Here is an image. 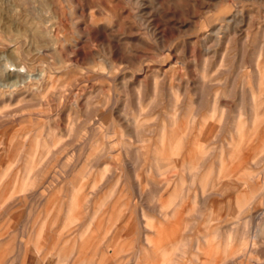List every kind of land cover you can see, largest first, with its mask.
Returning <instances> with one entry per match:
<instances>
[{
    "label": "rangeland",
    "instance_id": "374dc122",
    "mask_svg": "<svg viewBox=\"0 0 264 264\" xmlns=\"http://www.w3.org/2000/svg\"><path fill=\"white\" fill-rule=\"evenodd\" d=\"M224 14L237 17L232 31ZM261 24L264 0H0V264H264V237L253 257H232L264 223V148L232 162L253 181L207 191L206 204L181 167L193 148L177 156L162 142L193 105L217 179L221 150L240 138L237 119L250 125ZM261 99L264 114V88Z\"/></svg>",
    "mask_w": 264,
    "mask_h": 264
},
{
    "label": "bare ground",
    "instance_id": "6f19581e",
    "mask_svg": "<svg viewBox=\"0 0 264 264\" xmlns=\"http://www.w3.org/2000/svg\"><path fill=\"white\" fill-rule=\"evenodd\" d=\"M137 2V1H136ZM145 3V2H144ZM126 8V7H125ZM238 12H240V11H238ZM237 12V13H238ZM92 14V13H91ZM233 14H235V13H233ZM225 15V14H224ZM242 15V14H241ZM143 16H144V14H143ZM90 17H91V15H90ZM94 17V16H93ZM141 17V16H140ZM223 17V19H224V16H222ZM225 17H226V15H225ZM237 18L235 15H233V18L231 19V18H225V22H226V26H227V28L230 30V22H232V21H234L233 19H235V18ZM240 17V16H239ZM221 18V17H220ZM218 19V18H217ZM94 20V19H93ZM96 20V19H95ZM98 20V19H97ZM238 20V19H237ZM99 21V20H98ZM113 21V20H112ZM212 21L214 22V20L212 19ZM223 21V20H222ZM235 22H237V21H235ZM239 22V21H238ZM237 22V23H238ZM100 23V22H99ZM223 24V23H222ZM236 24V23H235ZM223 25H225V24H223ZM262 25V24H261ZM264 25V24H263ZM262 25V26H263ZM236 26H237V24H236ZM261 26V27H262ZM126 27V26H125ZM232 27V26H231ZM233 27H234V25H233ZM129 28H131V27H129ZM210 28V27H209ZM220 28V27H219ZM214 30V29H213ZM219 30V29H218ZM221 30V29H220ZM236 30V29H235ZM230 31H232V30H230ZM130 32H131V30H130ZM213 32H215V31H212V33ZM219 32V31H218ZM235 32V31H234ZM228 33V31L226 32V34ZM230 33V32H229ZM228 33V34H229ZM214 34V33H213ZM126 36V35H125ZM233 36V35H232ZM211 37V39H212V36H210ZM209 38V37H208ZM216 38V37H215ZM210 39V38H209ZM214 39V38H213ZM230 39V38H229ZM244 39V38H243ZM220 40V39H219ZM219 40H217V41H219ZM214 41V40H213ZM221 41H222V39H221ZM220 42V41H219ZM204 43V42H203ZM206 44V43H205ZM233 46V45H232ZM152 49V48H151ZM211 49V48H210ZM169 50V49H168ZM206 53L207 52H211V51H205ZM262 52V51H261ZM166 55H167V53H166ZM240 56V55H239ZM230 59V58H229ZM233 59H234V57H233ZM261 59H262V57H261ZM258 60V59H257ZM188 61V60H187ZM214 61V60H213ZM133 62V61H132ZM207 62V61H206ZM232 62V61H231ZM258 62V61H257ZM213 64V63H212ZM260 64V63H259ZM258 65V64H257ZM217 66V65H216ZM109 67H111V66H109ZM108 67V68H109ZM256 67V66H255ZM106 68V67H105ZM111 68H113V66L111 67ZM220 68V67H219ZM259 68V67H258ZM105 70V69H104ZM207 70V69H206ZM264 70V69H263ZM214 71V70H213ZM257 71V70H256ZM205 72V71H204ZM261 72V71H260ZM258 73V72H257ZM259 76V75H258ZM263 76H264V74H263V72H261L260 73V79H259V81H257L258 82V92L256 93H252V96H251V98H250V96H249V98L251 99V103H252V105L254 106L253 108H252V116H251V121H250V125L246 128V126H245V124H247L246 123V121H242V120H238L237 119V124H236V132L239 134V140L238 141H234L233 142V144H232V147H231V149H230V151L226 154V153H224V148L221 150V154H220V156H219V158H220V168H219V171H218V174H217V176H216V178L217 179H210V175H211V173H212V170H211V166H212V163L213 162H211L210 163V161H211V157L210 156H208V154L207 153H209L207 150H208V148H205V147H203V148H200V139H199V135H201L202 133H203V131H202V128H201V126H200V124H199V112H198V109H195L194 108V106L193 105H189V103L187 104V106H186V108H185V110H184V117L186 118V121H187V123H186V127L184 128V129H182V130H180V129H177V130H173L172 132H166L165 131V129L163 130V132H162V142H164V141H166L168 144H169V146L171 147V149H173V151H175L176 152V155L177 156H180L183 152H184V150H189L190 148H193V150H194V154H192V155H186L185 156V154L183 155L182 154V156L180 157V161L182 162V164L184 165V167L183 166H181L182 168H184V170H186L187 172H190V182H191V185H194V184H196V183H199V188L201 189V191H202V200L206 203V201L208 200L207 199V194H205L207 191H209L210 193L211 192H215V191H217V189L218 188H221V187H223V189L224 188H226V187H228V186H230L231 185V182L233 183V180L234 179H239L241 182H243V183H247L248 181H250V180H252L253 181V178H255V176H256V174L253 172V171H248V170H246V169H244L242 166H239L238 167V169H237V171H236V173L234 172L235 170L234 169H232V162L236 159V158H238L241 154H242V152L244 151V150H246V149H249L248 150V152H247V155H248V153L250 152V151H253V150H258V149H261V148H264V114H262L261 113V111H260V108H261V104H262V94H263V83H264V79H263ZM92 77V76H91ZM201 77H204V76H201ZM207 78V77H206ZM205 78V79H206ZM198 79H200V78H198ZM117 80V79H116ZM84 82V81H83ZM206 84L207 83H205V86H206ZM209 84V83H208ZM207 84V85H208ZM120 87V86H119ZM205 88V87H204ZM212 88H213V86H212ZM210 89V88H209ZM205 90V89H204ZM171 91V90H170ZM251 91V90H250ZM252 91H254V89L252 90ZM256 91V90H255ZM152 92V91H151ZM154 93V92H153ZM167 94V93H166ZM178 94V93H177ZM177 94H175V95H177ZM243 94V93H242ZM218 95V94H217ZM217 95H215V96H217ZM245 95V94H244ZM31 96V95H30ZM139 96V95H138ZM219 96V95H218ZM181 97V96H180ZM176 100H178V98L179 97H177V96H175L174 97ZM58 99V98H57ZM152 99V98H151ZM180 99H182V98H180ZM237 99V98H236ZM186 100V99H185ZM53 102V101H52ZM213 102V101H212ZM215 102H216V100H215ZM28 104V103H27ZM214 104V103H213ZM139 105V104H138ZM218 105V104H217ZM251 105V104H250ZM65 106V105H64ZM201 106V105H200ZM56 107V106H55ZM62 107V106H61ZM195 107H197V106H195ZM211 107V106H210ZM184 108V107H183ZM221 108V107H220ZM57 109V108H56ZM180 109H182L181 107H180ZM200 109H201V107H200ZM246 109V108H245ZM218 110H217V107H216V104H214V114L217 112ZM211 113V112H210ZM100 114V113H99ZM218 114V113H217ZM221 114V113H220ZM247 114V113H246ZM26 115V114H25ZM143 115V114H142ZM176 115V114H175ZM183 115V114H182ZM24 116V115H23ZM245 116V115H244ZM55 117V116H54ZM120 117V116H119ZM236 117H237V115H236ZM235 117V118H236ZM243 117V116H242ZM241 117V118H242ZM18 118V117H17ZM47 118V117H46ZM184 118V119H185ZM20 119V118H19ZM109 119V118H108ZM173 119V118H172ZM177 119V118H176ZM175 119V120H176ZM181 119H182V117H181ZM210 119V118H209ZM220 120L223 122V120L220 118ZM130 121H131V119H130ZM135 121V120H134ZM138 121H139V119H138ZM180 121H178L177 123H179ZM234 122V121H233ZM132 124H133V122H131ZM184 123V122H183ZM96 124V123H95ZM152 124V123H151ZM175 124H176V122H175ZM182 124V123H181ZM235 124V123H234ZM134 125V124H133ZM139 125V124H138ZM178 125V124H177ZM217 125V124H216ZM113 126V125H112ZM161 126V125H160ZM219 126H220V124H219ZM72 127V126H71ZM138 127V126H137ZM142 127H143V125H142ZM147 127V126H146ZM172 127H174V126H172ZM225 127V126H224ZM73 128V127H72ZM135 128V127H134ZM144 129H145V127H143ZM170 129H172L171 127H169ZM182 128V127H181ZM94 129V128H93ZM136 129V128H135ZM56 130V129H55ZM228 130V129H227ZM135 131H137V130H135ZM170 131V130H169ZM112 132V131H111ZM138 132V131H137ZM209 132V131H208ZM231 132V131H230ZM70 133V132H69ZM115 134V133H114ZM141 134V133H140ZM140 134H139V136H140ZM165 134H169V135H171L170 136V138H169V141H167L166 139V137H165ZM67 135V134H66ZM69 135H71V134H69ZM136 135H137V133H136ZM222 135V134H221ZM260 135H261V138H260ZM39 136V135H38ZM142 136V135H141ZM210 136H211V134H210ZM156 137V136H155ZM168 137V136H167ZM213 137V136H212ZM212 137H210L211 139H212ZM257 137H259L260 138V144H259V146H258V148H248L249 147V144L251 143V142H253V140L255 139V138H257ZM68 138H69V136H68ZM137 138V137H136ZM158 138V137H157ZM51 139V138H50ZM72 139V138H71ZM138 139V138H137ZM136 139V140H137ZM210 139V140H211ZM47 140V139H46ZM144 140H145V138H144ZM147 140V139H146ZM259 140V139H258ZM257 140V141H258ZM36 141H38V140H36ZM52 141V140H51ZM119 141V140H118ZM118 141H116V142H118ZM126 141V140H125ZM223 141V140H222ZM45 142H47V141H45ZM137 142V141H136ZM155 142V141H154ZM209 142V141H208ZM211 142V141H210ZM37 143V142H36ZM49 143V142H48ZM109 143H110V140H109ZM115 143V142H114ZM127 143H128V141H127ZM46 144V143H45ZM60 145H61V143H59ZM105 144H107V143H105ZM112 144V143H111ZM201 144H204L203 142L201 143ZM113 145H116V144H113ZM166 145V144H165ZM205 145V144H204ZM256 145H257V143H256ZM47 146L49 147V146H51V145H49V144H47ZM111 145H109V147H110ZM118 146V145H117ZM130 146V145H129ZM139 146V145H138ZM141 146V145H140ZM144 146V145H143ZM154 146V145H153ZM253 146V145H252ZM46 147V146H45ZM53 147V148H52ZM51 148L52 149H54V146H52ZM59 146H57V148H58ZM115 147V146H114ZM155 147V146H154ZM9 148V147H8ZM211 148V147H210ZM46 149H47V147H46ZM59 149H61V148H59ZM110 149H111V147H110ZM115 149H116V147H115ZM115 149H112V150H115ZM121 149H123V148H121ZM144 149V148H143ZM36 149H34V148H32L31 149V151H33V154H34V151H35ZM63 150V149H62ZM264 150V149H263ZM37 151V150H36ZM94 151V150H93ZM260 151V150H259ZM262 151V150H261ZM103 152V151H102ZM101 152V153H102ZM135 152V151H134ZM254 152V151H253ZM264 152V151H263ZM30 153V152H29ZM42 153H43V151H42ZM49 153V152H48ZM51 153V152H50ZM106 153V152H105ZM122 153V152H121ZM123 153H124V151H123ZM129 153H131L130 152V150H129ZM33 154H31V155H33ZM98 154H99V152H98ZM216 154V153H215ZM260 154V153H259ZM258 154V155H259ZM39 155V154H38ZM51 154H49V156H50ZM124 155V154H123ZM254 155H256V153L254 154ZM263 155V154H262ZM30 156V155H29ZM34 156V155H33ZM43 156V155H42ZM108 156V155H107ZM147 156V155H146ZM158 156V155H157ZM108 157H110V156H108ZM216 157V156H215ZM228 158L229 159V161H228V163H226V161H225V158ZM245 157H247V156H245ZM256 157V156H255ZM104 158H107L106 157V154H105V157ZM116 158V157H115ZM153 158V157H152ZM241 158V157H240ZM30 159V158H29ZM94 159V158H93ZM97 159V158H96ZM98 159H99V157H98ZM109 159V158H108ZM127 159H129V158H127ZM126 159V160H127ZM155 159V158H154ZM213 159V158H212ZM255 159V158H254ZM258 159V156H257V158H256V161H258L257 160ZM31 160V159H30ZM103 160V159H102ZM101 160V161H102ZM132 160V159H131ZM136 160V159H135ZM146 160V159H145ZM151 160V159H150ZM218 160V159H217ZM216 160V161H217ZM252 160V159H251ZM250 160V161H251ZM93 161V160H92ZM108 161V160H107ZM114 161V160H113ZM116 161V160H115ZM33 162V161H32ZM99 162V161H98ZM146 162V161H145ZM252 162H255L254 160L252 161ZM94 163V162H93ZM126 163V162H125ZM154 163V162H153ZM218 163V162H217ZM98 164V163H97ZM117 164V163H116ZM145 164V163H144ZM156 164V163H155ZM155 164H154V166H155ZM159 164V163H158ZM219 164V163H218ZM264 164V163H263ZM99 165V164H98ZM119 165V164H118ZM124 165H126V164H124ZM124 165H121L122 167L124 166ZM157 165V164H156ZM176 165V164H175ZM243 165V164H242ZM30 166V165H29ZM71 166V165H70ZM120 166V165H119ZM118 166V167H119ZM100 167V166H99ZM121 167V168H122ZM168 163H165V162H163V163H161L160 165H158V167H157V170H158V172L161 174L162 172H164L163 170H166V169H168ZM177 167V166H176ZM180 167V168H181ZM101 168V167H100ZM124 168H126V167H124ZM123 168V169H124ZM141 168V167H140ZM173 168V167H172ZM75 169V168H74ZM152 169V168H151ZM170 169H171V166H170ZM177 169V168H176ZM179 169V168H178ZM177 169V170H178ZM244 169V170H243ZM172 171L174 170V169H171ZM171 170H169V172H172ZM93 171V170H92ZM99 171H100V169H99ZM138 171V170H137ZM145 171V170H144ZM213 171H214V169H213ZM260 171V170H259ZM117 172V171H116ZM16 173V172H15ZM113 173V172H112ZM111 173V174H112ZM118 173V172H117ZM122 173V172H121ZM120 173V174H121ZM149 173V172H148ZM156 174H157V172H155ZM185 173V172H184ZM95 174V173H94ZM261 174V173H260ZM259 174V175H260ZM113 175H116V173L115 174H113ZM146 175V174H145ZM216 175V174H215ZM263 175V174H262ZM97 176V175H96ZM126 176V175H125ZM14 177V176H13ZM91 177V176H90ZM122 177H124L123 175H122ZM138 177H140V176H138ZM137 177V178H138ZM142 177V176H141ZM140 177V178H141ZM77 178V177H76ZM94 178H95V175H94ZM10 180V179H9ZM96 180V179H95ZM108 181H109V179H107ZM118 180V179H117ZM120 180V179H119ZM118 180V181H119ZM129 180V179H128ZM187 180V179H186ZM125 181V180H124ZM141 181V180H140ZM96 182V181H95ZM163 182V181H162ZM187 182V181H186ZM97 183V182H96ZM103 183V182H102ZM143 183V182H142ZM141 183V184H142ZM262 183V182H261ZM101 184V183H100ZM127 184V183H126ZM160 184H161V182H160ZM249 184H251V183H249ZM263 184V183H262ZM99 185V184H98ZM97 185V186H98ZM104 185V184H103ZM134 185V184H133ZM139 185V184H138ZM150 185H151V183H150ZM186 185V184H185ZM257 185V184H256ZM77 187H78V185H76ZM143 186V185H142ZM155 186V185H154ZM169 186H171V184H169ZM179 186V185H178ZM240 186V185H239ZM244 186H246V185H244ZM264 186V185H263ZM75 187V186H74ZM136 187H138V186H136ZM145 187H146V185H145ZM151 187H153V186H151ZM166 187V186H165ZM236 187V186H235ZM253 187V186H252ZM176 188V187H175ZM257 188H259V187H257ZM263 188V187H262ZM123 189V188H122ZM145 189V188H144ZM146 189H148V188H146ZM144 190V191H146L147 192V190ZM166 189H167V187H166ZM174 189V188H173ZM177 189H178V187H177ZM199 189V190H200ZM229 189V188H228ZM227 189V190H228ZM236 189V188H235ZM260 189V188H259ZM258 189V190H259ZM7 190V189H6ZM79 190V189H78ZM141 190V189H140ZM163 190V189H162ZM172 190V189H171ZM190 190V189H189ZM220 190V189H219ZM246 190V189H245ZM244 190V192L242 193L243 195L241 196V199L240 200H238L237 201V203H236V213L235 214H237V215H241L242 213H244L246 210H248L247 208L249 207V204H250V202H249V200L254 196V189L250 192V193H245L246 191ZM160 191V190H159ZM180 191V190H179ZM188 191V190H187ZM78 192V191H77ZM127 192V191H126ZM141 192H143L142 190H141ZM166 192V191H165ZM260 192V191H259ZM144 193V192H143ZM218 193V192H217ZM258 193V192H257ZM13 194V193H12ZM125 194V193H124ZM159 194V193H158ZM2 195V194H1ZM75 195V194H74ZM147 195V194H146ZM180 195V194H179ZM196 195V194H195ZM201 195V194H200ZM217 195V194H216ZM140 196V195H139ZM143 196H145V194H143ZM142 196V197H143ZM159 196V195H158ZM157 196V198H159ZM170 196V195H169ZM213 196V195H212ZM261 196H263L264 197V195H261ZM141 197V198H142ZM185 197V195L183 194V196H182V198H184ZM200 197V196H199ZM138 198V197H137ZM150 198H152V197H150ZM187 198V197H186ZM201 198V197H200ZM255 198V197H254ZM7 199H9V198H7ZM153 199H155V197L153 198ZM163 199V198H162ZM169 199H170V197H169ZM168 199V200H169ZM188 199V198H187ZM227 199V198H226ZM144 200V199H143ZM142 200V201H143ZM192 200V199H191ZM201 200V201H202ZM139 201V200H138ZM145 201H147V200H145ZM157 201H160V199L158 200L157 199ZM196 201V200H195ZM202 201V202H203ZM251 201V200H250ZM264 201V200H263ZM175 202V201H174ZM177 202V201H176ZM181 202V201H180ZM6 203H8V201L6 202ZM5 203V204H6ZM161 203V202H160ZM186 203V202H185ZM229 203H230V201H229ZM1 204V203H0ZM75 204V203H74ZM173 204V203H172ZM179 204H181V203H179ZM207 204V203H206ZM214 204V203H213ZM260 204H262V203H260ZM145 205V204H144ZM174 205V204H173ZM199 205V204H198ZM209 205V204H208ZM263 205V204H262ZM167 206V205H166ZM201 206V205H200ZM4 207V206H3ZM159 207V206H158ZM164 207V206H163ZM194 207H195V205H194ZM208 207V206H207ZM262 207V206H261ZM264 207V206H263ZM262 207V208H263ZM18 208V207H17ZM166 208V207H165ZM188 208V207H187ZM197 208V207H196ZM235 208V207H234ZM143 209V208H142ZM195 209V208H194ZM198 209V208H197ZM201 209V208H200ZM53 210V209H52ZM140 210V209H139ZM160 209H158V211H159ZM191 210V209H190ZM133 211H135V210H133ZM168 211V210H167ZM180 212H181V209L179 210ZM179 211H178V213H179ZM200 211V210H199ZM208 211V210H207ZM217 211V210H216ZM127 212V211H126ZM164 212V211H163ZM186 212H187V210H186ZM202 212V211H201ZM210 212V211H209ZM260 212V211H259ZM118 213V212H117ZM162 213V212H161ZM176 212H174V214H175ZM203 213V212H202ZM246 213H249V212H246ZM138 214H139V212H138ZM162 214H164V213H162ZM180 214V213H179ZM188 214V213H187ZM228 214V213H227ZM259 214V213H258ZM257 214V215H258ZM121 215V214H120ZM159 215V214H158ZM203 215V214H202ZM249 215H250V213H249ZM71 216V215H70ZM154 216V215H153ZM160 216V215H159ZM165 216H166V214H165ZM205 216V215H204ZM245 216V215H244ZM253 216H254V214H253ZM263 215H261V217H262ZM120 217V216H119ZM118 217V218H119ZM142 217V216H141ZM200 217V216H199ZM246 217V216H245ZM174 218H177V217H174ZM221 218V217H220ZM257 218V217H256ZM70 219H71V217H70ZM120 219V218H119ZM144 219H146V218H144ZM233 219H234V217H233ZM237 219V218H236ZM241 219H242V216H241ZM257 219H259V218H257ZM261 219V218H260ZM155 220V219H154ZM216 220V219H215ZM116 221V220H115ZM213 221V220H212ZM118 222V221H117ZM259 222H260V220H259ZM113 224H115V222L113 223ZM113 224H112V226H113ZM189 224V223H188ZM116 225V224H115ZM259 225V224H258ZM111 226V227H112ZM186 226V225H185ZM188 226V225H187ZM186 226V227H187ZM147 227V226H146ZM163 228V227H162ZM153 229V228H152ZM225 229V228H224ZM245 229V228H244ZM137 230V229H136ZM147 231V230H146ZM148 231H150L149 229H148ZM229 231V230H228ZM244 231V230H243ZM231 232V231H230ZM236 232V231H235ZM252 234H254L253 232L251 233V235ZM256 235L254 236V238L252 239H250V241H243L241 244H240V246L238 247V249L235 251V253H234V255L232 256V257H234V256H238L239 258L242 256V255H245V254H249V258H251V256L253 257V254L255 253V251H257V250H255L256 248H257V246H258V242L256 241V238H258V237H264L263 235H264V223H262V224H260L258 227H257V230H256V233H255ZM230 235V234H229ZM42 236V235H41ZM242 236V235H241ZM40 237V236H39ZM39 237H38V240H39ZM148 237V236H147ZM42 238V237H41ZM217 239V238H216ZM232 239V238H231ZM244 239V238H243ZM259 239V238H258ZM180 240V239H179ZM225 240V239H224ZM245 240V239H244ZM260 240V239H259ZM207 241V240H206ZM261 241V240H260ZM230 242H231V240H230ZM241 242V241H240ZM185 243H181L180 244V247L181 246H183ZM188 244V243H187ZM227 244V243H226ZM175 245V244H174ZM179 245V244H178ZM199 245V244H198ZM264 245V244H263ZM150 246V245H149ZM38 247V246H37ZM174 247V246H173ZM230 247V246H229ZM228 247V248H229ZM260 248V246L258 247V249ZM16 249H17V247H16ZM39 249V248H38ZM182 249V248H181ZM262 249V248H261ZM178 250V249H177ZM198 250V249H197ZM229 250V249H228ZM26 251V250H25ZM24 251V252H25ZM180 251V250H179ZM262 251V250H261ZM20 252V251H19ZM176 252V251H175ZM259 251H257V253H258ZM26 253V252H25ZM33 253V252H32ZM178 253V252H177ZM225 253H227V252H225ZM164 254V253H163ZM182 254V253H181ZM256 254V253H255ZM13 255V254H12ZM174 255V254H173ZM177 255V254H176ZM227 256H229L228 254H226ZM141 256V255H140ZM169 256V255H168ZM172 256V255H171ZM214 257V256H213ZM20 258V257H19ZM212 258V257H211ZM231 258V257H230ZM225 259V258H224ZM234 259V258H233ZM254 259V258H253ZM252 259V260H253ZM258 259V258H257ZM208 260H210V258L208 259ZM207 260V261H208ZM220 260V259H219ZM219 260H218V263H220L219 262ZM240 260V259H239ZM261 260V259H260ZM225 261H227L226 259H225ZM225 261H224V263H225ZM242 261V260H241ZM241 261H240V263H241ZM254 261V260H253ZM166 263L165 264H170V262H172V260H168V261H165ZM244 262V261H243ZM263 262V261H262ZM6 263V262H5ZM223 263V264H224ZM227 263V262H226ZM251 263H253V262H251ZM260 263V262H259ZM7 264H8V262H7ZM207 264H217V263H215V261H213V260H211V261H209ZM221 264V263H220Z\"/></svg>",
    "mask_w": 264,
    "mask_h": 264
},
{
    "label": "crops",
    "instance_id": "0c3cea01",
    "mask_svg": "<svg viewBox=\"0 0 264 264\" xmlns=\"http://www.w3.org/2000/svg\"><path fill=\"white\" fill-rule=\"evenodd\" d=\"M107 264H109V263H107Z\"/></svg>",
    "mask_w": 264,
    "mask_h": 264
}]
</instances>
